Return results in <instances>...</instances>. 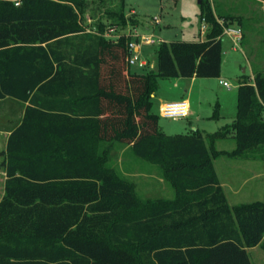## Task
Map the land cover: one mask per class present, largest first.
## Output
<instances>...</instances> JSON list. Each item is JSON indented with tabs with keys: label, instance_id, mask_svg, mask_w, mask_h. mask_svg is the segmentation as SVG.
I'll use <instances>...</instances> for the list:
<instances>
[{
	"label": "trees",
	"instance_id": "trees-1",
	"mask_svg": "<svg viewBox=\"0 0 264 264\" xmlns=\"http://www.w3.org/2000/svg\"><path fill=\"white\" fill-rule=\"evenodd\" d=\"M17 1L0 0V99L23 106L3 162L0 264H253L264 201L229 203L211 149L223 131L167 134L154 111L160 79L221 76L229 18L221 24L201 1L205 39L163 40L156 68L138 72L128 61L134 37L105 35V20L129 25L125 0L96 31L82 19L90 2L106 0ZM231 125L235 153L264 143L263 76L239 85ZM112 141L159 163L176 199H140L105 164L101 145Z\"/></svg>",
	"mask_w": 264,
	"mask_h": 264
},
{
	"label": "rangeland",
	"instance_id": "rangeland-1",
	"mask_svg": "<svg viewBox=\"0 0 264 264\" xmlns=\"http://www.w3.org/2000/svg\"><path fill=\"white\" fill-rule=\"evenodd\" d=\"M120 1L90 2L82 24L87 30L96 31V21L102 17L107 18L106 10L115 7L114 5L117 7ZM201 1L205 0H125V14L130 20L129 25L125 28L109 26V20H105L107 24L105 35L112 40L117 39L124 31L134 38L153 36L156 40L154 44H157L143 43L139 58L147 61L148 65L135 67L142 71L146 66V70L150 67L156 68L158 62L156 49L161 42L160 39L199 41L206 37L208 24L202 18ZM211 4L216 14L223 17V23V19L228 17L227 21L242 29L244 38L236 45L230 36H223L224 51L220 77H197L195 82L188 77L160 79L159 89L154 98V111L160 113L161 96L169 100L190 96L195 113L188 118L161 117L159 121L161 130L167 134H180L190 132L197 126L207 133L223 131L211 149L215 152L213 160L216 172L227 193L229 203L235 206L256 200L264 201V143L254 144L242 153H235L237 140L234 137L235 129L231 125L237 117L238 88L241 82L244 79L254 81L257 75L264 77V2L211 0ZM132 10H135V13ZM149 57L150 62L147 60ZM224 81L229 82L231 86H225ZM187 88L188 92L185 91ZM217 104L221 106L220 117L207 118L208 115L214 114ZM9 107V104L0 101V117ZM180 111L174 109L169 112ZM191 121L194 125H191ZM5 141V134H0V150L4 147ZM101 146L105 164L120 178L131 181L140 199L153 201L176 199L175 185L167 178L159 163L137 156L130 146L118 141L105 142ZM1 163L0 197L5 170ZM248 251L252 253L254 264H264V239L258 248L254 250L249 248Z\"/></svg>",
	"mask_w": 264,
	"mask_h": 264
},
{
	"label": "crops",
	"instance_id": "crops-1",
	"mask_svg": "<svg viewBox=\"0 0 264 264\" xmlns=\"http://www.w3.org/2000/svg\"><path fill=\"white\" fill-rule=\"evenodd\" d=\"M132 12L135 13V10H132ZM204 39L205 38H202L201 40H204ZM160 41H163V39H160ZM131 69L133 71L142 72V70H140V68L138 69V67H135V66H131ZM178 78H181V77H178ZM195 78H197V77H192V81L195 82L196 81ZM190 86H192V84H190ZM185 91L188 92L189 91L188 88ZM156 95H157V93H156ZM159 99H160V104H161L160 105V116L163 117V118H169V117H165V115L162 114V108H163V105L166 102H182V101L187 102V105H188V115L185 116V118H188L193 113H195V109H193V104H192V101H191L190 96L180 97L179 99H174V100H169V99L161 96ZM0 101L6 102L7 104L10 105V107L8 108V110L0 117V134L3 133L6 136V141H5L4 147L0 150V157L3 155V159L0 160L2 163L1 162L0 163L3 164L4 160L6 159L5 158V156H6V148H7V143H8L9 135L11 134V129L13 127L14 122H16L17 119L21 115H23V106L20 104V102L14 100V99H11V98L0 99ZM220 107L221 106H219V108ZM207 118H212V115H208ZM191 125H194L193 124V121H191ZM196 128H197V126L194 127V129H196ZM204 133H207V131H204ZM3 173H4V181H3L2 196L0 197V201H1V199H2V197L4 195V193H5V183H6V179H7L6 169L3 170ZM258 246H260V244ZM258 246L252 247L250 249L254 250V249L258 248ZM250 257H251V260L253 262L252 253H250ZM253 264H254V262H253Z\"/></svg>",
	"mask_w": 264,
	"mask_h": 264
},
{
	"label": "built area",
	"instance_id": "built-area-1",
	"mask_svg": "<svg viewBox=\"0 0 264 264\" xmlns=\"http://www.w3.org/2000/svg\"><path fill=\"white\" fill-rule=\"evenodd\" d=\"M20 2L17 1L16 4H19ZM157 21H159L157 19ZM205 21V19H204ZM221 24H224L222 20H220ZM205 26L202 27V30L204 32ZM228 35L232 38V40L235 42L236 45L242 39L244 38V34L242 29L239 26H234V25H229V26H224V32L223 36ZM156 40L153 38V36H142V37H135L130 43H129V48L131 50V56L129 57L128 61L131 66L139 65L145 66L147 65V61L145 60H139L140 58V53H141V46L143 43L145 44H152ZM224 85L230 87L231 84L227 81H224ZM178 109L181 110L179 113H171L169 112L170 110ZM162 114L165 115V117H171V118H177V117H185L188 115V105L187 102H166L163 105L162 108Z\"/></svg>",
	"mask_w": 264,
	"mask_h": 264
},
{
	"label": "water",
	"instance_id": "water-1",
	"mask_svg": "<svg viewBox=\"0 0 264 264\" xmlns=\"http://www.w3.org/2000/svg\"><path fill=\"white\" fill-rule=\"evenodd\" d=\"M244 71H246V69L244 68Z\"/></svg>",
	"mask_w": 264,
	"mask_h": 264
}]
</instances>
